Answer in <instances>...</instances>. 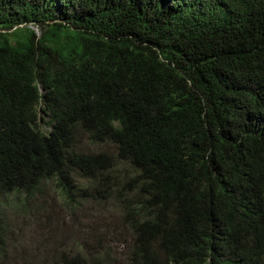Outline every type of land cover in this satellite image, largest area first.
Masks as SVG:
<instances>
[{
    "label": "trees",
    "instance_id": "1",
    "mask_svg": "<svg viewBox=\"0 0 264 264\" xmlns=\"http://www.w3.org/2000/svg\"><path fill=\"white\" fill-rule=\"evenodd\" d=\"M76 172L130 264H264V0H0V252L2 198Z\"/></svg>",
    "mask_w": 264,
    "mask_h": 264
},
{
    "label": "rangeland",
    "instance_id": "2",
    "mask_svg": "<svg viewBox=\"0 0 264 264\" xmlns=\"http://www.w3.org/2000/svg\"><path fill=\"white\" fill-rule=\"evenodd\" d=\"M78 132L79 152L117 155L115 143H93L82 129ZM119 164L123 172H131L128 163ZM74 182L82 190L79 197L68 196L49 180L32 194L2 198L5 249L0 264H60L62 257L76 255L85 264L131 263L136 236L124 221L122 203L115 195L104 198L95 191L87 195L83 190L93 181L79 172Z\"/></svg>",
    "mask_w": 264,
    "mask_h": 264
}]
</instances>
